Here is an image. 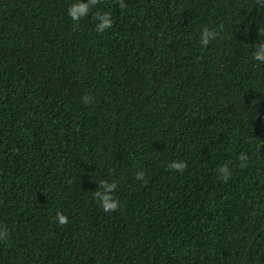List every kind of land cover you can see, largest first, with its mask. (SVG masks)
<instances>
[{
    "label": "trees",
    "instance_id": "1",
    "mask_svg": "<svg viewBox=\"0 0 264 264\" xmlns=\"http://www.w3.org/2000/svg\"><path fill=\"white\" fill-rule=\"evenodd\" d=\"M73 2L0 0V264H264V7L101 0L76 23Z\"/></svg>",
    "mask_w": 264,
    "mask_h": 264
},
{
    "label": "clouds",
    "instance_id": "2",
    "mask_svg": "<svg viewBox=\"0 0 264 264\" xmlns=\"http://www.w3.org/2000/svg\"><path fill=\"white\" fill-rule=\"evenodd\" d=\"M100 3L101 0H74V2L67 8V15L73 22L78 23L81 19L87 17L90 11ZM256 3L258 6L264 7V0H256ZM120 7H124L123 0H120ZM96 21L95 31L98 33H103L111 28L113 24V18L109 13H98ZM218 35L219 33L216 29L204 26L200 31L199 42L202 47H207L212 41L217 39ZM259 35H261V33H259ZM251 58L253 61L264 64V41L255 44ZM81 102L85 105L92 103L91 95L85 94L81 98ZM237 159L240 161L239 166L242 169L247 167L249 157L246 153H239ZM168 167L171 170L183 172L187 167V163L182 160H174L168 165ZM217 171L219 173V178L225 183L231 177V170L227 164L221 165ZM135 179L142 181L145 185L147 184L143 171H137L135 173ZM96 182L97 187L92 191V197L99 204L100 208L106 213L115 212L120 209V201L114 196L117 189V183L104 179H100ZM53 220L61 226L67 225L68 223V217L59 211L56 212ZM8 239L9 231L7 227L0 226V242H6Z\"/></svg>",
    "mask_w": 264,
    "mask_h": 264
}]
</instances>
